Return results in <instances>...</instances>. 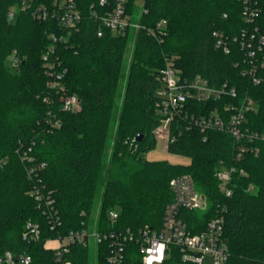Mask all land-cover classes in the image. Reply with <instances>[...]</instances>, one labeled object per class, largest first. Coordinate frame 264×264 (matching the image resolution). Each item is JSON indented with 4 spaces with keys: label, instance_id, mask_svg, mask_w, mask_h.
<instances>
[{
    "label": "trees",
    "instance_id": "16d2710c",
    "mask_svg": "<svg viewBox=\"0 0 264 264\" xmlns=\"http://www.w3.org/2000/svg\"><path fill=\"white\" fill-rule=\"evenodd\" d=\"M19 2L0 0V159H6L0 165V254L8 250L29 255L28 264H54V248L48 241L69 230L89 228L88 213L99 194L98 230L145 225L158 229L163 210L173 199L169 179L188 174L206 196V207L203 211L181 209L179 216L187 228L198 232L224 207L228 256L223 264H264V140H254L257 154L246 152L235 160L234 139L227 130L202 133L193 122L187 123L188 117L212 110L225 121L229 106H240L250 98L254 106L244 112L243 127L264 134V85L253 84L250 75L241 73L247 59L234 40L248 27L242 18L243 0H143L140 10L135 0H126V12L140 27L122 35L101 27L91 14L93 8L103 13L112 0H105L104 6L99 0H75L81 20L71 31L54 19H34L19 11L8 21L9 8ZM35 2L51 5L53 0ZM256 5L259 14L253 26L264 34V0H256ZM161 18L167 21L166 33L155 37L148 28ZM214 32L222 34L228 52L216 45ZM51 33L56 37L55 53L66 68L62 78L66 89L61 92L47 86L41 60ZM130 39L133 51L125 75ZM11 54L20 59L16 68L6 64ZM166 55L175 56L183 77L199 75L210 86L226 83L235 91V96L188 100L172 121L174 140L167 141V151L188 157L187 163L144 155L156 145L154 129L161 122L155 110L158 71ZM263 56L264 46L258 53L259 58ZM255 75L264 78V63ZM65 93L77 95V109L63 108L60 98ZM137 134H142L139 140ZM28 148L35 162H43L35 174L28 173L20 158V152ZM220 161L235 167L228 197L219 191L215 176ZM34 186L51 192L60 216L53 230L29 193ZM111 209L118 211L114 222L107 218ZM28 220L39 225L37 240L23 238ZM97 246L98 264H107L106 243ZM88 248L73 243L67 257L72 264H90ZM169 250L171 256L160 264H188L178 247L172 245ZM122 264H143L133 242L127 243Z\"/></svg>",
    "mask_w": 264,
    "mask_h": 264
},
{
    "label": "built area",
    "instance_id": "2783aa9c",
    "mask_svg": "<svg viewBox=\"0 0 264 264\" xmlns=\"http://www.w3.org/2000/svg\"><path fill=\"white\" fill-rule=\"evenodd\" d=\"M105 0H99V5L104 6ZM126 0H112L108 9L103 13H98L93 8L92 15L98 18L101 27L122 35L129 28L138 29L139 23L133 21L125 9ZM28 13L32 18L39 20L54 19L59 27L71 31L77 28L81 20V14L76 6L75 0H53L51 5L36 4L35 0H20V2L9 8L7 20L13 21L17 12ZM259 14V8L256 0H243L242 18L248 27L240 31L239 38L234 40L239 42L242 49L245 50L247 59V68L242 71L243 75L251 76L253 84H263L264 78L256 76L255 73L263 66V58L258 57V53L264 46V34L254 25V20ZM167 21L161 18L148 32L160 37L166 33ZM252 24V25H251ZM101 29L97 34L101 35ZM217 46H222L224 52H228V47L223 41L220 32L213 33ZM47 50L42 54L41 60L47 76V86L56 91H65V84L62 80L66 68L60 64L58 56L54 50L56 37L53 33ZM175 56L166 55L164 57V66L158 71L160 86L157 90L156 112L161 117L160 124L154 129L156 137L161 136L166 140H174L170 134V124L179 114H182L184 104L188 100L208 101L209 99L220 98L224 94L235 96L233 88H227L226 83L221 86H210L206 79L196 75L193 78H186L181 75V70L175 65ZM10 66L18 67L20 59L17 55L11 54L9 57ZM63 108L68 110L77 109L79 99L75 94H63L61 96ZM253 101L246 98L240 106H229L231 113L224 121L217 110H212L208 115L198 117H188L198 129L203 133L208 129L227 130L234 139L235 160H240L246 152L257 154L258 148L254 146L255 139L260 137L264 140V134L258 135L256 132L248 131L243 127L244 112L251 109ZM228 108V106L226 107ZM186 116V114H185ZM204 138V137H203ZM30 148L20 152V158L26 163L28 173L35 174V171L43 166V162H35L29 154ZM6 162L5 158L0 159V165ZM234 166L225 167L220 161L215 169V176L218 180V189L226 197L230 196L229 187ZM241 173H244L240 170ZM169 188L173 194V199L168 203L162 214L161 224L158 229L145 225L137 229H102L80 228L69 230L63 235H58L53 241L54 264H72L68 259L69 246L73 243H79L88 246L89 240L95 243H106L107 246V264H122L124 251L128 242H133L137 246L138 253L143 264H160L166 257L170 246H176L183 254V260L188 264H223L228 256V247L223 236V222L225 208L217 211L211 217L204 228L198 232H191L185 222L180 218L181 209H195L204 204L205 197L198 192L190 175L181 174L169 179ZM29 193L34 197L37 207L42 210L46 216L47 223L51 230L60 224L58 210L54 207V200L50 191L42 188L33 187ZM118 217V211L111 209L107 213L109 221L114 222ZM23 238L27 241L37 240L40 236L38 223L31 220L26 221L24 225ZM30 256L19 253L13 254L11 251H4L0 254V264H28Z\"/></svg>",
    "mask_w": 264,
    "mask_h": 264
},
{
    "label": "rangeland",
    "instance_id": "374dc122",
    "mask_svg": "<svg viewBox=\"0 0 264 264\" xmlns=\"http://www.w3.org/2000/svg\"><path fill=\"white\" fill-rule=\"evenodd\" d=\"M135 1L137 2L138 9L140 10L143 0H135ZM136 30L137 29H135V31ZM133 43H134L133 39H130L128 41V44H127V50H126L125 59H124V70H123L125 75L127 74L128 67H129V64L131 62ZM6 64L8 66H10V62L8 59L6 60ZM124 86H125V78H122L120 81V87H119L121 93L123 92ZM117 101H118V104L120 105L121 104V97L118 98ZM12 111H13V109L9 110V112H12ZM166 147H167L166 138L158 136V137H156L155 147L153 149H151L150 151L146 152L144 155L148 159H167L171 162H177V163H187L189 161L188 157L180 155V154H176V153H171V152L167 151ZM108 152L110 153V149L108 150ZM168 183H169V181H168ZM168 186H169V184H168ZM199 193L203 195L202 192H199ZM203 196L205 197V200H206V196L205 195H203ZM100 205H101V201H100V194H99V196L97 198H94L93 203L90 207V211L88 213L87 220H88V224L90 225L89 229L99 227V225L101 224V221L99 220L100 219L99 218ZM205 207H206V205H205ZM205 207L203 204L200 207H197L195 209H197L198 211H203L205 209ZM116 209H117V207H116ZM97 244L98 243H95L93 240H91V239L89 240L88 254H89L90 264H98V259H99L98 250H99V248H98ZM179 252H180V250H179ZM170 256H171V252L169 250L167 252L165 258H168ZM181 259L183 260V254L182 253H181Z\"/></svg>",
    "mask_w": 264,
    "mask_h": 264
},
{
    "label": "crops",
    "instance_id": "0c3cea01",
    "mask_svg": "<svg viewBox=\"0 0 264 264\" xmlns=\"http://www.w3.org/2000/svg\"><path fill=\"white\" fill-rule=\"evenodd\" d=\"M48 245L54 247L56 245V243H55V241L50 240V241H48Z\"/></svg>",
    "mask_w": 264,
    "mask_h": 264
},
{
    "label": "water",
    "instance_id": "95a60500",
    "mask_svg": "<svg viewBox=\"0 0 264 264\" xmlns=\"http://www.w3.org/2000/svg\"><path fill=\"white\" fill-rule=\"evenodd\" d=\"M142 137V134H137L136 138L139 140Z\"/></svg>",
    "mask_w": 264,
    "mask_h": 264
}]
</instances>
